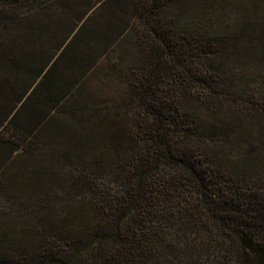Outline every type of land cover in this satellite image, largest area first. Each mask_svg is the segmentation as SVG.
I'll return each mask as SVG.
<instances>
[{
    "label": "trees",
    "instance_id": "16d2710c",
    "mask_svg": "<svg viewBox=\"0 0 264 264\" xmlns=\"http://www.w3.org/2000/svg\"><path fill=\"white\" fill-rule=\"evenodd\" d=\"M3 198L0 264H264V0H0Z\"/></svg>",
    "mask_w": 264,
    "mask_h": 264
},
{
    "label": "rangeland",
    "instance_id": "374dc122",
    "mask_svg": "<svg viewBox=\"0 0 264 264\" xmlns=\"http://www.w3.org/2000/svg\"><path fill=\"white\" fill-rule=\"evenodd\" d=\"M92 81H94L96 84H101V81L98 78H94ZM105 83L107 85H111L112 84L111 81H108V82H105ZM1 128H3V126ZM108 180H110V177L109 176L108 177H105L103 181L104 182H107V185H108ZM0 201H1V203H2V201L4 203V198L3 199H0Z\"/></svg>",
    "mask_w": 264,
    "mask_h": 264
}]
</instances>
